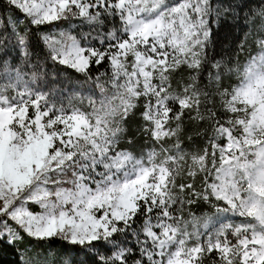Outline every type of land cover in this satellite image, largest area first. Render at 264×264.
I'll return each instance as SVG.
<instances>
[{"label": "snow or ice", "instance_id": "obj_1", "mask_svg": "<svg viewBox=\"0 0 264 264\" xmlns=\"http://www.w3.org/2000/svg\"><path fill=\"white\" fill-rule=\"evenodd\" d=\"M6 4L29 26L0 21V52L14 49L24 65L0 62V240L59 238L91 264H264V0L245 17L258 52L242 73L207 58L221 14L213 0ZM72 18L90 31L42 35L47 58L101 95L57 107L32 86L33 39ZM232 73L235 87L225 84ZM200 202L244 222L210 232L213 216L191 211ZM18 257L50 264L26 249Z\"/></svg>", "mask_w": 264, "mask_h": 264}, {"label": "trees", "instance_id": "obj_2", "mask_svg": "<svg viewBox=\"0 0 264 264\" xmlns=\"http://www.w3.org/2000/svg\"><path fill=\"white\" fill-rule=\"evenodd\" d=\"M175 2H177V0H169L171 4ZM213 3L216 8L221 9V14L218 18V22L213 21L212 23L213 37L206 50L207 58L209 60L215 58L223 63L231 64L234 69L239 67L242 73L243 67L247 64L250 55H256L258 52V48L253 42L255 32L252 31V26L245 20V17L250 16L251 13H255L260 0H213ZM9 20L18 28L29 26L24 15L19 10L10 9L6 4V0H0V21L3 22L4 29L8 28ZM89 31V26L76 18L61 20L51 25H44L36 31L33 39V45L36 51L35 58L32 62L39 66V78L32 86L44 92L45 95L48 96L50 104H54L57 107H68L69 101L79 105L80 100L84 99V106L86 107V98L88 96H93L97 100L100 98V91L93 85L92 81H85L82 77H79L78 74L72 72V70L65 69L63 66L48 59V50L41 40V36L44 34L51 35L56 39L60 32H71L73 35L83 38ZM250 31H252V35L247 36L246 41V35ZM82 42L84 41L82 40ZM92 42L95 43V41ZM241 45H243L242 51L240 50ZM2 61L13 64L18 63L20 67L24 66L22 56L14 49H9L8 56H4V54L0 52V62ZM106 67L107 65L99 69L93 67V76L97 74V71L104 72ZM31 73L32 69L29 67V77ZM186 73L187 69L182 68L180 72L174 74L175 79L178 80L181 74L186 76ZM225 84L235 87L239 84V77L235 73H232L230 79H225ZM107 94L110 93H106V95ZM139 123H141V121L138 109L136 116L130 119L129 122L131 131L135 132ZM191 128V122L185 117V129L191 130ZM32 207L33 210H36L35 206ZM191 211L197 217L207 215L213 216V223L208 229L210 232L218 229L221 224H239L244 222V218L232 215L231 213L227 215H217L214 209L204 202L192 205ZM184 215L187 217L188 209H185ZM9 223L11 222L9 221ZM201 231L204 230L201 229ZM29 241L31 243L28 249L30 251L27 253L29 256H35L39 253L41 259H44L45 256L49 259L52 253L59 251L62 263L66 258L74 259L76 264H91L92 262L91 255H85L81 248L72 246L59 238L44 242ZM18 253L22 252L17 244L13 247L7 243L6 239L0 240V264H17L19 258ZM66 253L70 255L66 257Z\"/></svg>", "mask_w": 264, "mask_h": 264}, {"label": "rangeland", "instance_id": "obj_3", "mask_svg": "<svg viewBox=\"0 0 264 264\" xmlns=\"http://www.w3.org/2000/svg\"><path fill=\"white\" fill-rule=\"evenodd\" d=\"M178 2H180V0H177V2H175L174 4H176ZM56 39H59V34H58V37H56ZM17 245H18V247H19V249L21 250L22 253L25 251V249L27 250V253H28V251H30L28 249L30 248L31 243L26 238H24L23 241H19L18 240L17 241ZM48 261L50 262V264H63L62 261H61L60 252L59 251H56V252L52 253L50 258L48 259Z\"/></svg>", "mask_w": 264, "mask_h": 264}]
</instances>
